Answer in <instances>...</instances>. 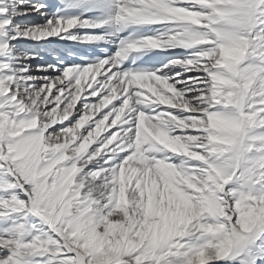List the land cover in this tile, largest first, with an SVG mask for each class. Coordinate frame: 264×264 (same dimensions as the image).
Wrapping results in <instances>:
<instances>
[{"label": "snow or ice", "instance_id": "1", "mask_svg": "<svg viewBox=\"0 0 264 264\" xmlns=\"http://www.w3.org/2000/svg\"><path fill=\"white\" fill-rule=\"evenodd\" d=\"M0 264H264V0H0Z\"/></svg>", "mask_w": 264, "mask_h": 264}]
</instances>
